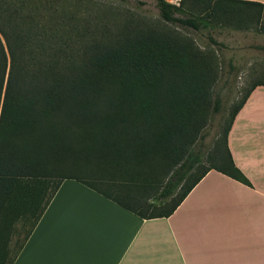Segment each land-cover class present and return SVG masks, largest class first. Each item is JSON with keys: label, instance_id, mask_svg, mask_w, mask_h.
<instances>
[{"label": "trees", "instance_id": "obj_1", "mask_svg": "<svg viewBox=\"0 0 264 264\" xmlns=\"http://www.w3.org/2000/svg\"><path fill=\"white\" fill-rule=\"evenodd\" d=\"M78 6L0 0V264H12L66 178L147 219L169 216L210 169L250 185L226 139L264 78L231 105L222 145L216 142L203 164L197 144L220 110L212 91L215 53L166 25L93 23ZM156 6L163 23L196 31L217 22L264 31L259 2L156 0ZM19 219L28 229L10 255L9 232Z\"/></svg>", "mask_w": 264, "mask_h": 264}, {"label": "crops", "instance_id": "obj_2", "mask_svg": "<svg viewBox=\"0 0 264 264\" xmlns=\"http://www.w3.org/2000/svg\"><path fill=\"white\" fill-rule=\"evenodd\" d=\"M226 144L250 185L210 169L166 217L142 218L63 179L12 264H264V85Z\"/></svg>", "mask_w": 264, "mask_h": 264}, {"label": "rangeland", "instance_id": "obj_3", "mask_svg": "<svg viewBox=\"0 0 264 264\" xmlns=\"http://www.w3.org/2000/svg\"><path fill=\"white\" fill-rule=\"evenodd\" d=\"M78 1V15L82 18L89 15L93 23L106 22L111 27V24L122 23L123 19H132L157 27L166 25L173 31L191 36L199 48L215 53L218 78L212 91L214 96L220 98V110L211 116L202 130L203 137L197 144L201 151L202 163L207 164V154L215 143L222 145L221 130L231 105L242 96L253 81L264 78V31L255 27L250 30H235L221 22L220 24L217 22L212 29L199 31L177 24H166L159 17L156 0ZM79 160L81 161V158ZM177 191L178 189L175 193ZM27 229L28 225L23 223L22 219L16 220L10 228L8 242L10 255L14 254L22 242Z\"/></svg>", "mask_w": 264, "mask_h": 264}, {"label": "built area", "instance_id": "obj_4", "mask_svg": "<svg viewBox=\"0 0 264 264\" xmlns=\"http://www.w3.org/2000/svg\"><path fill=\"white\" fill-rule=\"evenodd\" d=\"M165 1L171 4H178L180 0H165Z\"/></svg>", "mask_w": 264, "mask_h": 264}]
</instances>
